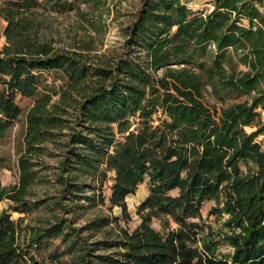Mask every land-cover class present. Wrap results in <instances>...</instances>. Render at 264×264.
I'll list each match as a JSON object with an SVG mask.
<instances>
[{
	"label": "trees",
	"instance_id": "1",
	"mask_svg": "<svg viewBox=\"0 0 264 264\" xmlns=\"http://www.w3.org/2000/svg\"><path fill=\"white\" fill-rule=\"evenodd\" d=\"M76 1L0 0L9 43L0 53V132L22 113L16 95L35 97L26 114L28 156L67 126L73 106L64 171L92 174L106 162L115 170L111 200L123 207L125 195L148 177L139 205L146 212L117 240L86 246L56 223L32 239L34 247L61 234L85 250L82 264H94L92 256L103 264H264V150L258 129L245 131L264 114V0H212L206 13L182 0H142L122 27L121 50L102 63L87 43L61 49L34 30L37 8L61 13ZM45 71L61 81L57 101H50ZM157 112L162 118L153 125ZM31 172L22 166L18 200ZM67 184L81 191L77 175ZM219 196L228 230L200 238L199 223L190 219L204 200ZM161 214L176 227L152 228L151 217ZM20 238L18 222L1 214L0 264L32 259ZM221 242L230 251H218ZM99 248L117 250L95 255Z\"/></svg>",
	"mask_w": 264,
	"mask_h": 264
},
{
	"label": "rangeland",
	"instance_id": "2",
	"mask_svg": "<svg viewBox=\"0 0 264 264\" xmlns=\"http://www.w3.org/2000/svg\"><path fill=\"white\" fill-rule=\"evenodd\" d=\"M100 1L101 3L96 0H77L72 9L61 13L39 7L34 11V30L40 38L51 41L61 49L72 50L78 47V43H87L91 45L89 55L93 61L102 63L121 50L122 27L132 20L142 0ZM182 1L192 11L206 13L213 8L212 0ZM6 24L7 21L0 16V53L9 46L4 36ZM43 75L51 87L50 101H57L59 95L54 93V89L61 81L53 71H45ZM207 98L211 100L209 96ZM34 99L35 97L17 94L15 100L22 113L15 123L0 132V215L7 214L10 219L18 222L21 228V245L28 255H33L27 264H82L81 255L85 250L83 252L82 249L73 247V243L66 241L61 234L43 242L37 249L32 239L56 223H59L63 231L72 236L74 233L77 241L86 246L102 240L120 239L124 231L131 233L142 222L146 210H140L139 205L149 193L148 177L136 186L133 193L125 195L123 207L121 203L111 200L115 170L107 167L106 162L101 163L98 170L92 174L64 171L68 169L66 160L74 126L73 106L69 108L70 114L65 116L67 126L55 130L32 154L25 156L26 114ZM160 118V112L154 114L153 125L159 123ZM137 127L135 122L128 130ZM255 130L259 131L255 140L264 150V114L258 123L254 122L245 127L246 132ZM116 138L121 139L118 135ZM23 157H26L25 161L22 160ZM23 165L31 169L33 181L18 200L19 195L16 192ZM74 175H77L78 181L82 183L81 191L73 192L67 184L73 181ZM169 193L176 196L179 190L175 188ZM221 199L219 196L204 200L198 216L190 219L201 227L198 237L212 235L217 239L219 233L228 230L225 222L229 216L220 211ZM149 224L156 230L176 227L169 214L152 216ZM116 250L99 248L92 251L95 255H103ZM218 251L226 253L230 248L225 242H221ZM90 259L94 264H103L93 256Z\"/></svg>",
	"mask_w": 264,
	"mask_h": 264
}]
</instances>
